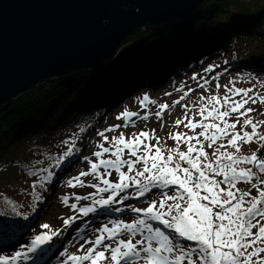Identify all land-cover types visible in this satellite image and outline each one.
Returning <instances> with one entry per match:
<instances>
[{
	"label": "trees",
	"instance_id": "16d2710c",
	"mask_svg": "<svg viewBox=\"0 0 264 264\" xmlns=\"http://www.w3.org/2000/svg\"><path fill=\"white\" fill-rule=\"evenodd\" d=\"M213 55L217 58L211 65H224L223 73L264 75V0H203L183 19L126 36L110 58L47 78L2 104L0 221L8 227L0 230V241L16 243L21 224L43 211L54 187L52 174L67 171L79 160L100 118L117 98L139 85H166ZM252 169L254 179L264 181V172L255 164ZM176 188L157 189L172 193ZM149 223L182 246L195 247V242L157 221Z\"/></svg>",
	"mask_w": 264,
	"mask_h": 264
},
{
	"label": "rangeland",
	"instance_id": "374dc122",
	"mask_svg": "<svg viewBox=\"0 0 264 264\" xmlns=\"http://www.w3.org/2000/svg\"><path fill=\"white\" fill-rule=\"evenodd\" d=\"M184 17H181V19ZM216 58L217 55H213L206 62L186 69L183 74L173 78L166 85H139L131 88L125 97L117 98L112 108L108 109L100 118L96 132L93 134L91 141L84 145L79 160L71 164L67 171L52 174V178L55 179L54 187L45 201L43 211L35 216L34 214L31 215L29 221L21 224L23 231L21 237L17 238L16 243L0 241V256L10 258L17 252L21 253L16 260L9 259L8 264H90V262L69 261L68 256L85 254V250L92 247L91 241L95 240L97 236L108 235L104 232L105 227L123 229V225L126 223L146 218L144 213H135L131 210L132 208L147 207L154 199L158 200L161 192L167 193L169 196L174 194V192H172L173 194L170 192V189L159 190L153 188L149 193L139 198L137 197L139 195L137 186L134 182L129 181L131 185L129 188L115 194V200L117 201L115 203L100 207L94 204L92 199L87 201V198H92L95 195H98V199L113 195L111 190L107 193L99 191L100 188L105 186L103 184L104 179H108L112 183L120 182L119 173L100 164L103 159L114 158L115 148H112L114 137L119 138L123 134V139L127 141L139 136L141 132H148V138L140 137V139L145 144L155 146L152 148L151 154H155V148L159 147L163 156L173 154L174 158L176 152L187 151L190 143L197 150L207 153V159L201 155L200 151H194L190 156L196 159L197 163H208L216 159L213 153L216 152L217 148L220 151L225 150L223 146L227 144L230 137L221 135L209 147V141L204 136L199 135L204 131L202 125L215 122L220 127H224L226 121L229 124H236L235 129L228 130L230 133H242L243 131H252L251 126L245 127L243 125L244 119L251 117L254 122L264 121V101H261V97H264V75L260 74L261 72L233 73V71H227L223 73L221 71L224 65L220 68L211 65ZM234 89L250 90L248 96L257 98L258 102L255 104L249 102L237 112L230 111L229 115L224 117L223 120L213 121L207 114L212 108V105L209 104V98H217L218 102H213L216 108L221 111L228 110L233 101L244 99L243 95L234 92ZM226 96L229 97L228 106L223 103ZM144 102H147L146 106H144ZM160 105H167L168 108L161 109ZM249 108L253 111L248 112L246 116H240L241 112H245ZM202 109L204 111L201 115ZM157 112L160 113L159 116L156 115ZM122 113H138L137 116L141 118L135 120L134 123L126 124L124 117L121 116ZM145 116H147V119L144 118ZM237 117H239L238 122ZM177 120L180 121L179 124H177ZM189 121L197 126L195 128L188 127ZM258 132L264 133V126L258 127ZM100 133H103L108 139L104 140ZM177 134H180L179 138H177ZM189 136L194 138L188 141L187 137ZM238 143L240 152L236 155H249L255 152L258 156L260 148L258 138H254L251 142ZM101 145L109 147L111 151L97 157L94 153L97 151L102 152ZM140 147L143 148V144ZM227 150L234 151L232 146H228ZM121 157L122 159H134L129 155L128 149H124ZM258 157L264 158V154ZM92 163L98 165L95 174L91 172L90 166ZM180 163L182 167H190L186 161ZM253 165L247 161H242L239 167L253 168ZM141 169L142 165H136L135 171ZM121 171L126 172L128 176H135V171L127 172L126 166H121ZM83 172L89 174L81 176L80 174ZM78 176L82 182L73 180ZM215 179L222 180V176L217 175ZM70 180H72V184H69ZM261 181L260 178L254 179L253 176L251 182L237 181L236 188L232 190L240 189L250 192L251 195H257L262 188ZM252 183H255L257 187L252 188ZM219 187L227 190L229 185L222 183ZM176 190L177 192L182 191L178 185ZM203 194V191H201V195ZM73 204L76 205L75 208L72 207ZM92 204L94 205L92 208L96 209L92 212L93 214L96 212V215L94 217L83 215L80 211L81 206L88 208ZM66 220L69 223L66 224ZM45 224L49 225V228H43L42 225ZM157 224L162 225L159 221H157ZM255 231L256 229H253V232ZM53 232L57 234L52 235ZM145 234L147 233L145 232ZM37 235L50 236L51 239L41 244L36 252H28L27 249ZM14 236L12 239H14ZM119 239H132L135 243L136 240L142 239V235L137 233L135 236H130L127 232H121L112 239H106L104 243L115 246ZM2 243L9 244L6 246ZM82 245L83 247H81ZM189 246H192L191 243H189ZM139 247L140 245H137V248ZM97 250H102V246H98ZM261 255L264 256V253ZM105 256H110V253L106 252ZM0 264H3V262H0ZM97 264H114V262L102 259ZM121 264H125V262L121 261ZM129 264H142V262L133 260Z\"/></svg>",
	"mask_w": 264,
	"mask_h": 264
},
{
	"label": "snow or ice",
	"instance_id": "6c2138e0",
	"mask_svg": "<svg viewBox=\"0 0 264 264\" xmlns=\"http://www.w3.org/2000/svg\"><path fill=\"white\" fill-rule=\"evenodd\" d=\"M236 93L243 95L242 101H233L228 110L221 111L215 107L213 103L218 102L216 97L209 98V104L212 105L208 111V117L213 121L217 119L223 120L229 115V112H237L249 102L257 103V98L248 96V89H234ZM264 101V97H261ZM224 105L228 106L229 97L224 98ZM161 109H167V105H160ZM201 110V115L203 114ZM253 109L249 108L245 112H241L240 116H246ZM138 113H122L121 116L126 119V124L133 123L132 117ZM160 115L159 112L156 113ZM120 118V117H118ZM147 119V116L144 117ZM239 117H237V122ZM180 121L177 120V124ZM225 126L220 127L219 124L207 123L202 125L204 131L199 133L209 141L211 147L219 138V136H229L227 144L224 145V151L217 148L213 156L214 161L208 163H197V160L190 156L194 151H200L201 155L207 159V153L197 150L189 143L187 151H178L168 154L166 157L162 155L159 147L155 148V154L149 144H145L140 137L148 138V132H141L134 139L125 141L123 134L119 138L114 137L112 148H115L114 158L103 159L100 164L106 168L110 167L119 173L118 183H112L108 179L103 180L105 185L99 191L111 192L107 198L94 200L97 205L107 206L117 202L115 194L122 192L131 185L129 181L134 182L137 186L139 195L143 196L149 193L153 188H167L171 185H178L181 192H174L169 196L167 193L161 192L158 200H153L145 208H132L135 213H144L146 218L137 219L132 223L123 225V229L105 227L104 232L107 236H97L91 241L92 247H88L83 255H69L68 260L73 262H90L97 264L99 260H110L114 264H125L133 260H140L142 264H264V188L257 195H251L248 191L236 189L237 181L251 182L255 173L252 168L239 167L242 161L255 164L261 172H264V158L258 157L255 152L249 155H236L240 152L238 142H251L254 138H258L264 143V134L258 132V127L264 126V121L254 122L251 117L244 119L245 127L251 126L252 131L229 132V129H235V123L224 122ZM197 125L189 121L188 127L195 128ZM119 127V126H116ZM100 135L107 140L103 133ZM180 134H177L179 138ZM194 137H187L191 141ZM143 144V148L140 146ZM228 146H232L234 151H228ZM102 152L97 151L95 156L99 157L109 153V147L101 145ZM124 149H128L129 155L134 159H122L121 153ZM182 161H186L190 167H182ZM136 165H142V169L135 171ZM171 165V166H170ZM121 166H126L127 172L135 171V176H128L126 172L121 171ZM91 172L96 173L98 165L91 164ZM182 173V175H181ZM88 172H83L81 176H87ZM222 176V180L215 179V176ZM80 181V177L73 178ZM227 184L229 188L226 190L220 188V184ZM72 184V180L69 181ZM264 185V181H261ZM252 188L257 185L252 183ZM203 191V195H201ZM247 198V199H246ZM76 207L75 204L72 205ZM215 208V210H214ZM92 207L81 208L80 211L89 213L94 211ZM119 211V209H117ZM159 221L165 228L171 229L176 235L187 240L195 242V247L181 245L175 241V237L166 235L158 227H154L148 221ZM69 223V221H65ZM7 222L0 221V230L7 228ZM43 228H49V225H42ZM253 229H256L253 232ZM121 232H127L130 236L141 233L142 239L133 243L132 239H119L116 245L105 244L106 239H112ZM147 235H144V233ZM53 232L52 235H56ZM51 237L37 235L27 249L28 252H36L41 244L50 240ZM137 245H140L137 248ZM98 246H102V250H97ZM83 247V245L81 246ZM110 256H105V253ZM21 255L17 252L12 257L0 256V262L8 264V260H16Z\"/></svg>",
	"mask_w": 264,
	"mask_h": 264
},
{
	"label": "water",
	"instance_id": "95a60500",
	"mask_svg": "<svg viewBox=\"0 0 264 264\" xmlns=\"http://www.w3.org/2000/svg\"><path fill=\"white\" fill-rule=\"evenodd\" d=\"M202 1L0 0V106L47 78L110 58L126 36L186 17Z\"/></svg>",
	"mask_w": 264,
	"mask_h": 264
},
{
	"label": "bare ground",
	"instance_id": "6f19581e",
	"mask_svg": "<svg viewBox=\"0 0 264 264\" xmlns=\"http://www.w3.org/2000/svg\"><path fill=\"white\" fill-rule=\"evenodd\" d=\"M199 6H200V3L198 4V6H197L196 8H198ZM193 12H194V11H193ZM140 26H141V25H140ZM142 28H143V27H142ZM125 35H128V34H124V35L120 38V40H121ZM120 40H119V41H120ZM119 41H118V42H119ZM89 236H90V234L88 235V238H89Z\"/></svg>",
	"mask_w": 264,
	"mask_h": 264
}]
</instances>
